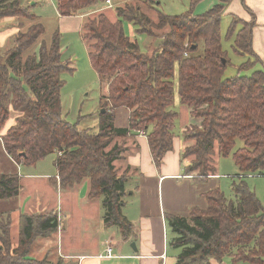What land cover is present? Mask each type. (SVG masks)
<instances>
[{
	"label": "trees",
	"instance_id": "trees-1",
	"mask_svg": "<svg viewBox=\"0 0 264 264\" xmlns=\"http://www.w3.org/2000/svg\"><path fill=\"white\" fill-rule=\"evenodd\" d=\"M144 1L150 6L153 0ZM231 1L216 0L200 15L192 9L175 16L158 13L157 22L140 5L127 2L115 7L114 22L104 12L87 16L81 38L100 87H106L100 99L104 111L98 113L99 127L91 131L68 122L61 113L60 74L73 69L62 58L59 30H54L49 43L40 41L44 27L35 22L36 16L19 0H0V9L6 7L7 14H21L32 23L15 33L14 46L0 57V131L12 122L0 136L7 159L33 166L54 154L60 189L88 180V198L101 199L103 224L116 227L127 239L133 233L122 213L127 177L114 166L124 149L114 140L131 131L143 132L152 160L160 166L173 146L176 68L179 102L195 121L183 131V139L192 141L182 152L183 158H189L183 173L198 184L206 182L208 174L216 171L212 164L216 151L232 156L240 171L234 178L240 181H232L231 197L217 186L202 194L205 208L166 215L172 234L169 246L179 249L174 264H211L223 258L234 264H264V207L245 181L251 173L264 175V69L255 67L259 60L251 49L253 22L232 17L227 34L237 31L234 52L253 55L255 60L241 63L236 75L223 77L229 60L221 44V13ZM104 3L56 0V9L60 16L69 17L87 14ZM124 21L134 25L139 35L154 37L152 31L159 30L157 48L143 53L137 41L124 33ZM199 46L201 53L193 54ZM118 108L130 111L125 127L114 124ZM236 140L242 145L235 149ZM19 189L16 172H0V201L16 198ZM58 228L53 212L20 215L13 244L9 224L0 222V264H76L61 257L51 261L30 256L35 240Z\"/></svg>",
	"mask_w": 264,
	"mask_h": 264
},
{
	"label": "rangeland",
	"instance_id": "rangeland-1",
	"mask_svg": "<svg viewBox=\"0 0 264 264\" xmlns=\"http://www.w3.org/2000/svg\"><path fill=\"white\" fill-rule=\"evenodd\" d=\"M110 1L111 7L113 8L108 12L107 10L104 11V13L106 12L109 17L110 15L116 16L115 7L117 5L121 6L127 2L130 4L140 5L141 10L145 12L151 21L154 22H157L156 18L158 13L175 16L184 14L192 9L194 14L200 15L212 8L216 3V0H153L149 6L144 0ZM34 2H36V4L32 5ZM19 4L21 7H25L27 12L36 16V23L38 22L43 25L44 33L42 34L40 41L49 43L52 38V34L56 29H59V32L61 33L59 35L61 46L60 52L62 53L63 60H65L69 64V67L73 69L71 72L67 70L60 74V78L63 81V87L60 90L62 116L68 122L77 124L79 128H87L91 131H97L99 127L98 113L100 111L102 112V109L100 108V99L102 95H106V87H100L97 75L91 68L87 53V44L81 38L82 32L81 27L78 25L79 19L69 18L63 20L57 16L55 11L56 0H19ZM102 5L99 7L102 9H108L106 8L108 7L107 5ZM15 7L17 6H11L10 8L14 9ZM224 9L225 8H223V12L221 13L220 32L223 50H225L227 58L229 59V63L224 70L223 77L228 78L237 74L238 67L241 63L247 60H255V58L253 55H239L234 52V38L237 31H235L233 34L229 33L228 36V27L232 20L233 14L225 12ZM8 11L9 10L6 7L0 9V23H7L5 25L6 30L11 29L10 31L14 30L15 33H17L19 31H24L29 25L32 24L30 21L23 19L21 14L16 13V15H10L7 14ZM93 16L94 14L88 15V17ZM129 24L130 26H128ZM123 30L128 37H133L134 33L137 34L136 27L125 21L123 22ZM152 32L155 35L154 37L152 35L138 36V34L135 36V39L143 53L150 54L156 47L155 44L159 42L158 35L160 31L153 30ZM15 33L4 42H0V57H3V55L7 54V52L14 46ZM201 51L202 46H199V49L193 54H200ZM241 74L249 75L250 71H243ZM173 82V105L171 109L177 113V118L174 121L173 132L174 135H179L181 123L187 122L188 113L186 112L187 107L179 102L176 68L174 69ZM125 111V108H120L117 109L116 114L114 113L115 126H126L127 120ZM241 145V141L236 140L234 148L236 149ZM54 158L55 155L50 154L44 159L38 161L34 166L18 167V174L20 176L27 178L26 175L28 174L37 175L40 176V178L24 179V177H22L19 181V195L16 198L0 201V222L9 224L10 237L13 244H15L14 242H17L19 231V216L18 218L16 216L17 208L20 209L21 213H25L27 210H31V208H35V206H37V210H39V212L46 213L51 211V209L56 208V206L57 209H60L62 206L65 215V218L63 219L65 220L67 232L63 234L64 241L67 239L74 240V238L70 235L75 236L78 233L79 226H76V221H79L81 214L88 212V215L90 216L89 218H91V215H93L94 220H96L95 213H92L88 210H95L96 205L99 203V211L101 216L103 215V208L100 198L95 200L93 204H90L91 206L87 207L88 210L83 209L80 206V203L82 202L81 197H84L85 195L88 180H84L85 182L76 188L73 196L71 192L51 188V186L48 184L49 181L47 178L41 177L42 175L54 177ZM212 159V164H214L216 167L215 172H217V178H213L216 175L215 172L214 174H208L207 181L200 183L196 189L198 191L205 192L211 188L219 186L220 190L225 196L231 197V183L236 179L234 177L239 174L240 171L234 163L231 155L223 157L218 155L215 151L214 154H212ZM8 164L9 160L0 147V172H12ZM13 169L14 171L16 170L15 167ZM117 169V173L120 174L122 172V168L119 167ZM125 173L127 172L124 171V174ZM196 173L197 172H195V174ZM246 176L247 177L245 181L248 187L255 193L256 197L264 207V175L251 173ZM239 181L240 180L236 179L235 183H238ZM192 200L195 206H198L199 208H205V199L202 200L197 197ZM40 206H44L45 208L40 209ZM56 251V239L54 236L42 239L39 238L35 240L32 252H30V256L36 259L46 258L48 260L55 261L59 257H54ZM233 252H235V249ZM64 260L68 261V259ZM69 261L75 263L73 260Z\"/></svg>",
	"mask_w": 264,
	"mask_h": 264
},
{
	"label": "crops",
	"instance_id": "crops-1",
	"mask_svg": "<svg viewBox=\"0 0 264 264\" xmlns=\"http://www.w3.org/2000/svg\"><path fill=\"white\" fill-rule=\"evenodd\" d=\"M34 4H36V2L32 5ZM104 4L108 6L106 7L108 9L95 7L93 10H89L87 14L69 17L60 16L56 8L55 11L57 16L63 20L78 18V25L81 27L82 32L83 20L86 16L91 15V13L104 12L105 10L108 12L113 8L111 7L110 0L109 3L105 2ZM224 8L225 12L233 14V17H238L246 22H253L251 49L253 55L259 60L255 67L264 69V0H232L231 3ZM105 15L112 22L117 20V16L110 15L109 17L106 12ZM6 24V22L3 24L0 23V42H4L15 33L14 30H6ZM128 26H130V24ZM136 35L137 34L134 33L133 37L130 36L131 39H135ZM186 110L188 113L187 122L181 123L179 135H174L172 149L165 153L159 167H157L152 160L146 135L131 131L126 137L114 140V142L117 141L116 143L124 149L120 158L114 161V166L116 169L121 167L122 172L119 175H125L127 177L123 195L124 205L122 213L132 224L133 233L127 239H123L116 227L105 226L99 211V203L96 205L95 210L87 209L88 206H91L90 204H93L95 200L99 199L88 198L87 185L85 195L81 197L83 203L81 202L80 206L83 209L95 213L96 220H94L93 215L89 218L88 212L81 214L79 221H76V226H79L78 233L75 236L70 235L74 240L67 239L64 241L63 234L67 232L65 220L63 219L65 215L62 206L60 209H57L56 206V208L49 211L56 214L59 220L58 230L50 235L54 236L56 239L57 251L55 253L56 255L54 254L55 258L59 256L64 259L73 260L76 264L175 263L179 249H173L169 246L172 234L165 222L166 215H186L190 209L198 207L195 206L192 199L197 197L202 200L204 199L202 196L204 192L196 189L199 184L192 179V176L183 173V167L189 164V158H183L182 152L186 146L192 144V141L183 139V131L186 127L188 128L195 123L189 109L187 108ZM116 111L117 109L114 111L115 114ZM129 114L130 111L126 109L125 115L127 121ZM11 124L12 122L9 121L6 125L7 127L0 131V135H2ZM8 160L10 170L17 173L20 181L24 176L18 174V167L25 165L17 164L10 158ZM14 167L16 169L15 171L13 169ZM54 171V177L46 175H42L41 177L47 178L49 181L48 184L51 188L56 190L68 191L74 196L76 188L85 182L83 180L72 188L60 189L55 167ZM124 171L127 173L124 174ZM215 173L216 175L213 178H217V172ZM26 176L27 178H40V176L37 175L27 174ZM27 178L24 177V179ZM44 208V206H40V209ZM34 213L44 212H39L37 206L31 208V210H27L25 213H21L20 209L17 208L16 216L18 218L20 215H31ZM14 243L16 244V242ZM107 248L110 249V256L107 255ZM211 264L234 263H232L229 258H223L219 262L212 260Z\"/></svg>",
	"mask_w": 264,
	"mask_h": 264
},
{
	"label": "built area",
	"instance_id": "built-area-1",
	"mask_svg": "<svg viewBox=\"0 0 264 264\" xmlns=\"http://www.w3.org/2000/svg\"><path fill=\"white\" fill-rule=\"evenodd\" d=\"M106 3H109V0H105ZM141 135H144L143 132H139ZM107 255L110 256V249L107 248Z\"/></svg>",
	"mask_w": 264,
	"mask_h": 264
},
{
	"label": "water",
	"instance_id": "water-1",
	"mask_svg": "<svg viewBox=\"0 0 264 264\" xmlns=\"http://www.w3.org/2000/svg\"><path fill=\"white\" fill-rule=\"evenodd\" d=\"M224 61H225V60L223 59L222 62L224 63ZM103 111H104V110L102 109V112H103Z\"/></svg>",
	"mask_w": 264,
	"mask_h": 264
}]
</instances>
